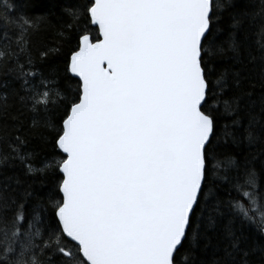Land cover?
<instances>
[{
  "label": "snow or ice",
  "instance_id": "6c2138e0",
  "mask_svg": "<svg viewBox=\"0 0 264 264\" xmlns=\"http://www.w3.org/2000/svg\"><path fill=\"white\" fill-rule=\"evenodd\" d=\"M229 6L76 0L65 9L76 39L64 69L73 87L38 63L51 50L32 55L41 18L18 0H0V117H8L12 97L42 141L55 133L54 154L37 164L13 117L14 129H0V165L56 178L36 202L19 181V190H0V264H208L193 249L209 228L220 232L211 264H257L255 255L264 264V245L248 246L244 234L255 226L264 235V166L258 174L247 159H217L221 134L234 144L264 141V0L258 55L243 56L246 14L232 16L227 48L239 70L213 82L212 58L225 51L216 44L218 25ZM225 118L231 124L221 126ZM210 173L229 186V199L211 208Z\"/></svg>",
  "mask_w": 264,
  "mask_h": 264
},
{
  "label": "trees",
  "instance_id": "16d2710c",
  "mask_svg": "<svg viewBox=\"0 0 264 264\" xmlns=\"http://www.w3.org/2000/svg\"><path fill=\"white\" fill-rule=\"evenodd\" d=\"M222 3L227 4V0H221ZM23 10L31 17L41 18L38 27L31 33V51L34 57L39 56L41 52L51 50L52 54L44 61H38L42 66L43 71L56 75L60 81L61 86L72 83L75 86V80H66V73L64 71L66 65V54L75 45V33L68 29L67 26L72 23L71 18L65 14V9L72 7L76 0H18ZM262 7V0H231V6L222 11L221 21L218 25L219 32L217 33L218 39L216 41L217 47H224L223 54L214 55L210 67L214 69V74L210 79L214 82L219 78V74L226 69L234 68L239 70L237 62L232 59V53L227 48L228 37L231 32V25L233 20L232 16L238 14H246L243 18L241 36L243 38L244 53L246 58L248 52L258 55L260 36L259 24L260 18L256 15L260 12ZM245 62H247L245 60ZM3 73H0V79H3ZM11 79V77H8ZM12 87L19 89V82L13 81ZM244 90L252 91V88L247 80L243 84ZM225 95H231L230 92H225ZM260 95L259 88L254 92V96ZM0 102H3V90L0 89ZM8 104L12 106L8 117H0V129L5 126L9 131L16 127L12 118L19 116L24 124L25 134L29 136L28 149H34L37 153L36 162L39 164L41 160L48 158L54 154L51 139L55 133L49 129L44 132V136L49 142L41 140L38 132L31 131V117L28 113L21 115L20 105L12 97L9 98ZM50 119L54 122L59 121V113L52 112L49 114ZM221 126L224 124H231V118H225L220 121ZM40 131H43L41 129ZM217 159L225 160L229 157L242 161L247 159L251 162V166L259 174L261 173L262 166H264V141H259L255 144H249L246 140L240 144L232 143L231 138L225 137L223 134L219 137V147L217 148ZM223 173L221 172L220 175ZM231 174V173H230ZM220 175L209 174V180L205 191L211 189L209 196L211 208L218 200L227 201L228 185L227 182L220 179ZM55 177L52 175L36 174L34 176H25L22 169L13 164L0 165V190L5 187L11 189H18L17 182L19 181L20 187L31 186L30 190L34 193V200L44 199L48 193L55 187ZM261 181H264V175L261 176ZM259 192H264V185L258 188ZM8 195L9 193H5ZM232 192V196H235ZM10 215V214H9ZM246 244L251 247H259L264 245V235H261L255 226H250L245 231ZM220 240V232L209 228L207 230V239L201 238L193 249V258L200 261H207L211 264L213 259L218 257L214 256L216 246ZM187 246V245H186ZM183 252V249H181ZM254 261L259 262V255L252 258Z\"/></svg>",
  "mask_w": 264,
  "mask_h": 264
},
{
  "label": "water",
  "instance_id": "95a60500",
  "mask_svg": "<svg viewBox=\"0 0 264 264\" xmlns=\"http://www.w3.org/2000/svg\"><path fill=\"white\" fill-rule=\"evenodd\" d=\"M78 79V78H77Z\"/></svg>",
  "mask_w": 264,
  "mask_h": 264
}]
</instances>
